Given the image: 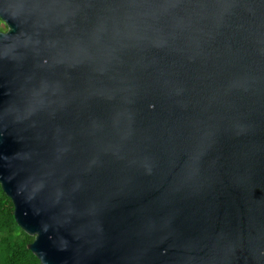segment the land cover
<instances>
[{"label": "water", "instance_id": "water-1", "mask_svg": "<svg viewBox=\"0 0 264 264\" xmlns=\"http://www.w3.org/2000/svg\"><path fill=\"white\" fill-rule=\"evenodd\" d=\"M0 20V188L41 264H264V0Z\"/></svg>", "mask_w": 264, "mask_h": 264}, {"label": "trees", "instance_id": "trees-1", "mask_svg": "<svg viewBox=\"0 0 264 264\" xmlns=\"http://www.w3.org/2000/svg\"><path fill=\"white\" fill-rule=\"evenodd\" d=\"M31 239L14 221L11 201L0 188V264H41L26 248Z\"/></svg>", "mask_w": 264, "mask_h": 264}, {"label": "rangeland", "instance_id": "rangeland-1", "mask_svg": "<svg viewBox=\"0 0 264 264\" xmlns=\"http://www.w3.org/2000/svg\"><path fill=\"white\" fill-rule=\"evenodd\" d=\"M0 28H3V23L1 20H0Z\"/></svg>", "mask_w": 264, "mask_h": 264}, {"label": "flooded vegetation", "instance_id": "flooded-vegetation-1", "mask_svg": "<svg viewBox=\"0 0 264 264\" xmlns=\"http://www.w3.org/2000/svg\"><path fill=\"white\" fill-rule=\"evenodd\" d=\"M2 29H4V28H2Z\"/></svg>", "mask_w": 264, "mask_h": 264}]
</instances>
